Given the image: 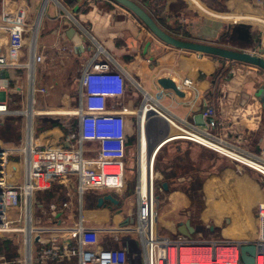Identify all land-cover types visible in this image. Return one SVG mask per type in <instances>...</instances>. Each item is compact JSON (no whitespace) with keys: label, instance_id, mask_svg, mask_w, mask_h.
Instances as JSON below:
<instances>
[{"label":"crops","instance_id":"0c3cea01","mask_svg":"<svg viewBox=\"0 0 264 264\" xmlns=\"http://www.w3.org/2000/svg\"><path fill=\"white\" fill-rule=\"evenodd\" d=\"M133 1L173 36L181 28L173 25L177 19L183 18L186 29L193 25L189 24L193 18L198 25L202 19L203 23L206 22V26L201 25L202 29L205 26L213 30L207 35L196 34V40L214 45L218 43L206 39L218 38V31L223 27L229 32H238L244 24L241 22H252L246 26L254 40L243 41L238 37L227 49L264 52L263 8L237 0L232 2L234 14L223 15L198 0ZM243 9L245 14L241 13ZM156 11L170 15L160 21ZM172 12H175L173 17ZM227 19L234 20V25H224L222 20ZM5 28H18L24 32L21 33L20 47L10 46ZM71 29L76 32L69 37L67 32ZM185 34L189 33L186 31ZM78 39H81L82 47L77 44ZM244 46L247 49L242 48ZM99 47L103 50V59H107L114 69L130 71L136 81V85H127L124 96L108 100L109 106L123 109L127 118L126 159L122 166L126 189L121 194L90 191L81 204L74 202L70 210H61L58 223L61 219L72 225L84 214L85 225L98 235L94 250H124L128 264H145L139 237L129 234L135 225L131 219L136 221L138 200L124 195L127 192L128 195H137L140 183L143 193L150 189V163L157 152L156 207L161 237L177 238L181 235L178 231L180 223L190 220L196 229L193 237L196 241L254 240L258 226L257 205L264 201V178L207 148L175 139L184 138L180 127L203 132L205 129L196 123L195 118L202 113L199 109L207 107L208 115H204V121L213 136L226 139L246 156L264 161V110L257 98L259 93H264V72L248 64L168 46L129 10L112 0H0V55H6L17 65L0 69L3 98L35 115L30 114L25 119V132L19 143L25 146L30 132L38 141L36 145L41 144L34 156L35 167L51 169L54 166L58 171L72 172L80 156L89 163L94 161L96 143L80 144L72 140L69 146L74 145L73 151L58 155L51 152L69 147L65 140L77 129V119L70 115L79 106V81L84 64ZM38 56L44 58L42 63L36 61ZM160 79L173 81L182 95L160 85ZM40 88L47 92H38ZM144 92L152 96L148 102L158 111L154 113L155 118L148 121L151 123L139 119V110L147 102ZM6 118H0V127ZM163 119L166 125L160 122ZM146 130L150 131L154 142L161 135L172 137L163 147L156 146L150 158L149 149L154 142L147 137ZM49 132L52 135L48 136ZM192 139L205 145L204 139ZM0 144H3L1 140ZM65 149L62 151L67 152ZM25 159L26 156L12 158L22 174ZM132 183H135L136 191L130 190ZM71 184L75 187L74 177ZM65 190L64 185L56 184L36 192V195L39 192L47 195L37 200L38 206L34 203L36 224L45 225L42 209L61 206L66 201ZM104 195L114 196L119 203L105 201L102 207H98V199ZM40 247L38 244L32 247L34 257ZM28 261L24 240L0 236V264H28ZM32 264L39 263L34 261ZM48 264H78V261L65 259Z\"/></svg>","mask_w":264,"mask_h":264},{"label":"built area","instance_id":"2783aa9c","mask_svg":"<svg viewBox=\"0 0 264 264\" xmlns=\"http://www.w3.org/2000/svg\"><path fill=\"white\" fill-rule=\"evenodd\" d=\"M242 1L264 9V0ZM5 31L8 32L10 46L20 47L21 33L24 32L18 28H5ZM63 50L66 51V48ZM244 52L264 58V52L261 50ZM102 53L103 50L99 47L84 64L79 81V106L75 113L70 115L77 119V129L65 140L67 147L72 140H77L80 144L96 143V156L94 161L90 162L91 166L83 156H80L72 172H61L54 166L51 169L36 168L34 156L42 146L36 145L38 141L30 130L25 146L0 144V236L19 237L24 240L28 264L34 261L48 264L50 261L65 259H76L78 264H128V256L124 250L109 248L94 250V246L98 245V235L87 228L84 214H81L78 222L72 225L65 220L60 219L59 223L57 220L61 210H70L74 202L81 204L90 191H111L114 194H121L126 189L122 166L126 159L127 118L123 109L109 106L108 100L124 96L127 85H136V81L129 74L130 71L114 69L107 59L102 58ZM43 60L42 56L36 58L39 63ZM14 66L17 65L10 62L6 55H0V69ZM38 92L44 94L47 90L40 88ZM144 93L147 102L140 108L141 114L147 107L157 111L156 107L148 102L152 96ZM11 107L12 105L3 98L0 79V118L19 114L18 110L13 111ZM207 112L205 115H208ZM172 124L175 125L173 122ZM179 130L184 138L175 140L205 147L235 164L257 172L264 178V161L246 156L226 139L213 136L208 131V126L203 132L181 127ZM50 135L51 132L48 133V136ZM194 137L206 140L216 149L201 145L192 139ZM69 147L68 149L61 147L51 153L58 155L73 151L74 145ZM63 149L67 152H63ZM156 155L157 152L153 154L150 163V189L143 193L141 183L137 188L138 211L135 225L129 232L139 237L144 248L145 264H244L241 248L249 245L257 247L255 264H264V201L257 205V236L252 241H196L182 235L168 239L158 234ZM17 156H26L23 174L19 165L12 162V158ZM73 177L76 179L75 187L71 184ZM56 184L66 187V201L61 206L52 205L48 209H42L45 225L36 224L33 218L34 196L38 190L49 189L51 185ZM37 237L40 239L38 243L35 242ZM36 244L41 247L34 257L32 247Z\"/></svg>","mask_w":264,"mask_h":264},{"label":"water","instance_id":"95a60500","mask_svg":"<svg viewBox=\"0 0 264 264\" xmlns=\"http://www.w3.org/2000/svg\"><path fill=\"white\" fill-rule=\"evenodd\" d=\"M113 2L117 3L118 5L126 8L129 10L133 15H135L139 21L161 42L164 44L171 46L176 49L185 50L193 53H200L208 56H212L215 58L223 59L226 61H233L238 63H244L251 66H254L264 72V58L255 56L252 54H249L244 51H236L232 49H227L218 45H214L213 43H207L206 41H185L182 39H179L169 33H167L160 25L154 20V18L140 5H138L133 0H112ZM211 23H216V21L209 20ZM207 30H213L211 27H208ZM76 31L74 29H71L67 32L69 37H72V34ZM77 44L82 47L81 39L76 40ZM160 85L163 87L170 89L177 93L178 95H182V93L177 89L176 84L169 80V79H160L159 81ZM258 99H260V103L262 105V109L264 110V93H259L257 96ZM202 113L198 116H196L195 120L196 123L204 128L207 129V125L204 121V115L208 111L207 107H203ZM139 114L141 115V111H139ZM148 122V121H147ZM160 122H166L165 119L160 120ZM150 123V122H148ZM163 125V124H162ZM164 125H166L164 123ZM147 126H150L147 124ZM150 129V127H148ZM166 130H168V127L166 126ZM165 130V132H166ZM147 131V137L154 142V138H152V134H150L149 130ZM167 133V132H166ZM158 141L154 142L153 146L149 149V158L151 156L152 151H155V147H160L163 144H165L169 139L172 137H166L165 135H161L159 137ZM163 187L167 190V184L164 183ZM105 201H111L112 203L118 204L119 201L114 198L112 195H104L102 197H99L98 199V207H102L104 205ZM135 220L131 219V223L134 224ZM229 220H227V223ZM179 233L182 236L188 237L190 239H193L196 229L191 225V221H187L185 223H180ZM39 238L37 237L35 239V242H39ZM257 252V247L254 245L244 246L241 248V256L244 264H255V256Z\"/></svg>","mask_w":264,"mask_h":264},{"label":"rangeland","instance_id":"374dc122","mask_svg":"<svg viewBox=\"0 0 264 264\" xmlns=\"http://www.w3.org/2000/svg\"><path fill=\"white\" fill-rule=\"evenodd\" d=\"M135 1H140L141 2V0H135ZM198 1H200L203 4H205L210 10H212L214 12H217V13L223 14V15L224 14L225 15H230V14H234V7H233L232 2L237 1V0H227V1L226 0H198ZM247 1L248 2L249 1L250 2H253V0H247ZM226 2L230 3V5H227L226 6L225 5ZM238 8H240V7L238 6ZM175 12H172V14H171L172 17L174 16L173 13H175ZM244 12H245V9L241 10V13L242 14H245ZM246 14H252V13H246ZM258 14H262V13H258ZM163 15H170V13H166L165 14V12H164V13H162V16ZM203 17H206L207 18L206 15H203ZM208 18H209V16H208ZM193 19H196V18H193ZM201 20H200V24L201 25H205L206 22L204 21L205 23H203V21H201ZM176 21L173 22L174 23L173 25H175V26H181V28H179L177 32H174V36L177 37V38H181L182 40H185V41H195V42H199L198 40H196V37H195L196 34L197 35L198 34L207 35V34H209L211 32V30L210 31L207 30L208 27H205L206 25L204 26L205 28L203 27V29H202V26L201 25H198L197 22L196 23L193 22V21H196V20H193L192 21L193 23L191 21L189 22V24H193V25L192 26L191 25L188 26L187 27L188 29H186V27L183 24L184 23L183 18L182 19H177ZM222 21H223L222 23H224V25H234L233 24L234 23V20H232V19H230V20L227 19V20H222ZM241 23H244V24H241V25H247V23H252V22H241ZM197 26L198 27H201V29L198 28ZM255 29H257V27ZM186 31L189 34H185ZM227 31H228V34L227 35H229V36L226 37V34L225 33H227ZM218 32L220 33V30ZM172 35H173V33H172ZM242 36H243L242 31H238V32L237 31H232V32H229L228 29H225V32L222 35L221 34H218V38H213V39L211 38L210 40L207 38L206 40L209 41V42H216V43H218L217 45H219V46L225 45V47L228 48V47L232 46L231 45L232 43H230V42L235 43L237 41L238 37H242ZM255 36L258 37L257 36V33H255ZM225 39H227L229 41H227ZM243 45H245V44H241V46H243ZM237 46H239V45H237ZM242 48L247 49L246 46H244ZM141 100H142V97H141ZM11 109L13 111L18 110L19 111V114L11 115V116L7 117L6 119H4V123L0 127V140L3 143V145H7V146H17V145H20L21 144L20 143V139L22 137L23 132H25V127H26L25 119L27 118V116H29V113L27 112L28 110H26V108L21 109L19 107V105H12ZM194 146L195 147H202V146H198L196 144H194ZM202 148H205V147H202ZM136 158H138V157H136ZM131 185H132V187L130 186V190H132V191L135 190L136 191V185H135V183H132ZM134 187H135V189H134ZM41 196L43 197V196H47V195L44 194L43 192H39V193H37V195L35 194V196H34V203H35L36 206H38V204L36 202H37V200L39 201V199H40ZM124 196H129L131 198H134V199L136 198L137 199L136 193L131 194V195H128V192H127V194H125ZM18 240H19V237H15V241H18ZM21 242H22V239H21Z\"/></svg>","mask_w":264,"mask_h":264},{"label":"trees","instance_id":"16d2710c","mask_svg":"<svg viewBox=\"0 0 264 264\" xmlns=\"http://www.w3.org/2000/svg\"><path fill=\"white\" fill-rule=\"evenodd\" d=\"M227 1V0H226ZM226 3H228V2H226ZM151 15V14H150ZM159 18L158 19H160V21L161 20H165L166 19V16L165 15H163L162 16V13H159ZM196 20V19H195ZM193 21V20H192ZM191 21V22H192ZM193 22H195V21H193ZM192 22V23H193ZM225 29H228V28H226V27H223L222 29H220V34L222 35L224 32H225ZM240 31H242V33H243V36L241 37L242 39L241 40H243V41H247V40H250V41H253L254 39L252 38V36L249 34V28L245 25H243V26H240L239 28H238ZM226 34V37L227 36H229V35H227L228 34V31H227V33H225ZM224 70H225V68H223ZM221 72H223V71H221ZM221 72H220V74H221ZM40 126H42V125H40ZM20 140H22V139H20ZM21 142V141H20Z\"/></svg>","mask_w":264,"mask_h":264},{"label":"bare ground","instance_id":"6f19581e","mask_svg":"<svg viewBox=\"0 0 264 264\" xmlns=\"http://www.w3.org/2000/svg\"><path fill=\"white\" fill-rule=\"evenodd\" d=\"M31 115H33V112L30 110L29 111ZM158 111H156L155 109H152L150 107H147L146 109L143 110L142 114H141V117H140V121L141 122H146L148 123L147 121L151 120V117L152 118H155L154 117V113H157ZM29 114V115H30ZM151 123V122H150ZM203 144H205L206 146H209V147H213V145H211L209 142H203Z\"/></svg>","mask_w":264,"mask_h":264}]
</instances>
